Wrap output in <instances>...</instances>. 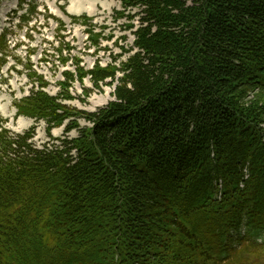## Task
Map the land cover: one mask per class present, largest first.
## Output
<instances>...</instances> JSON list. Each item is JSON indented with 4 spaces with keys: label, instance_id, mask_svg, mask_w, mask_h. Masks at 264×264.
I'll use <instances>...</instances> for the list:
<instances>
[{
    "label": "trees",
    "instance_id": "trees-1",
    "mask_svg": "<svg viewBox=\"0 0 264 264\" xmlns=\"http://www.w3.org/2000/svg\"><path fill=\"white\" fill-rule=\"evenodd\" d=\"M17 1L28 25L39 3ZM119 1L134 29L125 60L74 58L57 95L31 70L36 86L13 105L33 124L16 133L0 116V264H264V0ZM86 76L95 89L117 80L95 111L64 102ZM40 120L49 140L36 145Z\"/></svg>",
    "mask_w": 264,
    "mask_h": 264
},
{
    "label": "rangeland",
    "instance_id": "rangeland-1",
    "mask_svg": "<svg viewBox=\"0 0 264 264\" xmlns=\"http://www.w3.org/2000/svg\"><path fill=\"white\" fill-rule=\"evenodd\" d=\"M39 3L38 13L31 17L28 25H19L17 15L13 13L17 7V0H0V32L6 28L10 48L6 53L5 62L0 65V116L5 119L4 125L11 131L22 133L33 124V119L16 114L13 105L14 99L27 95L35 80L28 76L31 70L41 74L48 82L44 88L49 94L57 95L59 85L57 82L63 80L62 72L74 70L73 59L81 60L80 65L84 69H90L96 61L105 66L113 61V56L119 60H125L135 48L133 45V30L127 27L129 19L116 15L121 10L119 0H37ZM41 4H45L47 10ZM76 9L77 13L69 12L68 8ZM136 10H134L135 12ZM20 12H18L19 14ZM49 14L59 18L64 23L60 29L56 20L46 17ZM70 15H87L90 20L85 22H73ZM137 24V20H133ZM88 28L99 33L98 44L92 42ZM29 35H31L29 37ZM60 43L63 55L68 58L65 64L59 61ZM121 46L130 52L121 50ZM132 50V51H131ZM101 89H95L90 76L84 77L82 83L75 80L69 92L73 99L64 101L70 106L85 111H95L106 105L114 98L113 91L117 80H106ZM91 91L84 96L82 88ZM81 126L89 123L83 118L79 120ZM46 123L40 120L37 123L33 142L41 145L49 140L45 132ZM64 127L52 130L54 137L63 135ZM77 130H72L69 136L76 137Z\"/></svg>",
    "mask_w": 264,
    "mask_h": 264
},
{
    "label": "bare ground",
    "instance_id": "bare-ground-1",
    "mask_svg": "<svg viewBox=\"0 0 264 264\" xmlns=\"http://www.w3.org/2000/svg\"><path fill=\"white\" fill-rule=\"evenodd\" d=\"M68 10H69V12H71V13H77V12H78L76 9H74V8H72V7H69Z\"/></svg>",
    "mask_w": 264,
    "mask_h": 264
}]
</instances>
